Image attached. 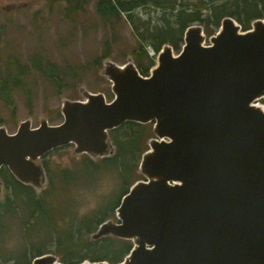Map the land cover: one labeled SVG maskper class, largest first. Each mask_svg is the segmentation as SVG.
Listing matches in <instances>:
<instances>
[{"label":"water","instance_id":"obj_1","mask_svg":"<svg viewBox=\"0 0 264 264\" xmlns=\"http://www.w3.org/2000/svg\"><path fill=\"white\" fill-rule=\"evenodd\" d=\"M102 73L111 100L84 90L83 99L63 100L58 124L1 125L0 169L41 192L50 151L73 143L77 154L111 156V130L153 123L143 178L91 238L132 241L118 264H264V17L243 30L226 16L209 37L192 24L181 50L164 44L148 75L133 57L106 59ZM30 264L66 263L47 252Z\"/></svg>","mask_w":264,"mask_h":264},{"label":"rangeland","instance_id":"obj_2","mask_svg":"<svg viewBox=\"0 0 264 264\" xmlns=\"http://www.w3.org/2000/svg\"><path fill=\"white\" fill-rule=\"evenodd\" d=\"M96 3L97 0H0V87L5 83L7 88V91L0 89V126L15 132L20 122L27 119L33 126H38L42 119L58 124L63 121L64 99H83L84 90L103 92L108 100L114 97L112 84L102 73L106 59L124 64L133 57L137 62L135 50L142 43L152 59L150 48L154 46L139 40L127 14L105 21L98 14ZM148 8L153 19L144 8L138 10L141 17L162 24L163 10ZM149 125L137 171L130 178L127 173L122 178L118 165L97 162L99 157L87 153H75L73 143L51 152L44 161L47 188L40 194L33 190L42 201L43 198L48 201L49 210L26 228L29 214L24 218V199L17 202L20 214L10 212L0 223V264H14L15 256L25 258L26 250L28 258L33 259L38 248L43 253L58 255L61 260L69 259L68 251L60 244L72 236L75 228L83 222L93 226L90 230L82 229L83 240H90L99 226L98 219L116 216L113 208L126 192L128 182L132 185L142 179L138 171L140 160L154 133L153 124ZM127 131L131 129L121 130L117 139L121 140ZM5 185L0 193V201L5 199L0 202V209L14 196L13 184L5 182ZM77 245L74 250L78 252L81 247ZM86 245L89 247L85 248ZM102 245L105 244H82V253L87 251L93 257H97L98 249L100 253H118L113 244ZM115 247L119 248L118 243Z\"/></svg>","mask_w":264,"mask_h":264},{"label":"trees","instance_id":"obj_3","mask_svg":"<svg viewBox=\"0 0 264 264\" xmlns=\"http://www.w3.org/2000/svg\"><path fill=\"white\" fill-rule=\"evenodd\" d=\"M150 6H152L155 11L158 9L163 10L164 15L161 16L162 24L159 22L155 24L152 21L143 19V17H141L138 10L144 8L148 13L150 12V9L148 8ZM96 9L100 17L105 21H109L113 17L117 18L121 13H126L130 23L135 25L134 29L139 40H145L147 43H151L156 51H159L164 44H170L174 48L180 49V46L183 42L184 32L186 28L192 24L203 25L205 32L209 37L218 30L222 19L226 16H230L236 19L242 25L243 30H247L251 28V23L253 20L264 17V0H97ZM151 12L150 14L152 16ZM140 22L141 25L138 24ZM134 58H136L137 62L135 63L142 74H147L149 68L155 64L154 58L152 57L151 59L147 55V51H145L144 48V43H142V45H140V47L135 50ZM4 84L1 85L2 88L0 87V89L7 91L6 85ZM262 101L264 102V99H262ZM149 124L152 123L142 124L136 122H126L120 127L111 130L110 136L112 143L116 147L115 152L111 156L99 158L96 161H108L111 166L115 167L118 165L121 170L122 178L123 173L124 176L125 173H127L129 174V178L132 177V175L137 171L140 153L143 151L144 135L148 134L150 131ZM127 127L131 129V132L127 131L122 136L121 140L117 139L118 134L121 133V130ZM113 136H115L116 139ZM152 137H154V133ZM89 164L91 163H88L87 165ZM46 166L47 165L45 163L44 167L47 172ZM1 175L3 178H5V181L2 179ZM0 177L3 180L4 189L6 187L5 182L12 183L14 186V196L9 198L6 204L0 209V223L3 218L10 216V212L11 215L13 214L12 212L15 214H20V205H18L17 202H21V198H23L24 204L26 205H24L25 208L22 209L24 218L27 216V214H29V220L26 219L25 221L26 228L31 227L33 222L42 216L49 207L48 201L43 198V203L42 199L34 194V191L36 194H40L47 188L46 186L48 182L41 192H37L33 186L23 184L22 182L18 181L7 167H2L0 169ZM8 178H11L12 181H8ZM132 185H129L128 182L127 189H125L126 192L122 194L121 197L129 191L130 186ZM48 194L49 191L47 190L46 195L48 196ZM121 197L113 209L116 210V208L119 206ZM4 200L5 199H1L0 202H3ZM1 204L2 203H0V205ZM113 209L111 210L112 212L115 211ZM115 217L116 216L113 214L108 218H100L96 222L100 225L103 221ZM70 226L74 227L73 225ZM86 227H89L90 230L93 226L83 222L78 228L74 227L75 231L72 233V236L68 238V240L64 241L63 244H60V247H63L64 250L68 251V257H70L69 259L63 257V260H61V258L60 260L62 262L66 264H77L79 262L85 261L83 259L88 258L90 261H108L112 264H118L122 262L131 251L133 243L130 240L113 236H106L97 240L92 239L91 235L97 229L91 233V241L87 240L86 238L83 240L82 229ZM94 242H101L105 244L102 245V247L106 246L107 244H113L112 248L118 253H100V249H98V253H96L97 257H93L87 251L82 253V244L85 246V243L92 244ZM116 243H118L119 248L115 247ZM75 244H78L77 246L81 247L78 252L74 250ZM86 247L88 248L89 245H86L85 248ZM39 249L40 248L36 249L33 258L44 254L42 250ZM12 256L14 257V255ZM28 257L29 254L27 256L26 250L25 258L20 259L15 256L17 261L14 264H30L33 259H29Z\"/></svg>","mask_w":264,"mask_h":264},{"label":"flooded vegetation","instance_id":"obj_4","mask_svg":"<svg viewBox=\"0 0 264 264\" xmlns=\"http://www.w3.org/2000/svg\"><path fill=\"white\" fill-rule=\"evenodd\" d=\"M183 43H184V37H183V42H182V44H181V46H180V49H176V48H174L173 46V50H174V52H179L180 50H181V47H182V45H183ZM162 49V48H161ZM160 49V50H161ZM160 50H159V52H160ZM155 65V64H154ZM154 65H152L150 68H149V71H148V73L147 74H144V75H148L149 73H150V71H151V68L152 67H154ZM153 124V123H152ZM68 145H72L71 143L70 144H68ZM68 145H65V146H68ZM65 146H62V147H65ZM62 147H59V148H57V149H54V150H52V151H50L48 154H46L43 158H42V161H43V164H44V161L46 160V158L50 155V153L51 152H53V151H56V150H58V149H60V148H62ZM99 158H101V157H99ZM103 158V157H102ZM1 178V177H0ZM3 181V180H2ZM5 190V189H4Z\"/></svg>","mask_w":264,"mask_h":264},{"label":"built area","instance_id":"obj_5","mask_svg":"<svg viewBox=\"0 0 264 264\" xmlns=\"http://www.w3.org/2000/svg\"><path fill=\"white\" fill-rule=\"evenodd\" d=\"M150 55L156 59L158 57V52L154 48H150Z\"/></svg>","mask_w":264,"mask_h":264}]
</instances>
